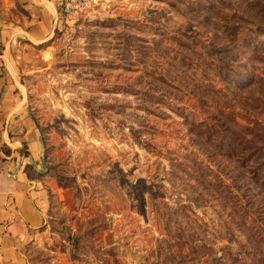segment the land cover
I'll return each instance as SVG.
<instances>
[{
  "label": "rangeland",
  "instance_id": "rangeland-1",
  "mask_svg": "<svg viewBox=\"0 0 264 264\" xmlns=\"http://www.w3.org/2000/svg\"><path fill=\"white\" fill-rule=\"evenodd\" d=\"M22 81L57 189L31 264H264V0H95Z\"/></svg>",
  "mask_w": 264,
  "mask_h": 264
},
{
  "label": "crops",
  "instance_id": "crops-1",
  "mask_svg": "<svg viewBox=\"0 0 264 264\" xmlns=\"http://www.w3.org/2000/svg\"><path fill=\"white\" fill-rule=\"evenodd\" d=\"M0 26V264H31V250L50 244L54 196L41 131L28 112L22 71L57 28V0H3Z\"/></svg>",
  "mask_w": 264,
  "mask_h": 264
},
{
  "label": "built area",
  "instance_id": "built-area-1",
  "mask_svg": "<svg viewBox=\"0 0 264 264\" xmlns=\"http://www.w3.org/2000/svg\"><path fill=\"white\" fill-rule=\"evenodd\" d=\"M95 0H57L59 17L57 27L72 22L76 17L89 12ZM5 65V41L3 28L0 26V69Z\"/></svg>",
  "mask_w": 264,
  "mask_h": 264
},
{
  "label": "trees",
  "instance_id": "trees-1",
  "mask_svg": "<svg viewBox=\"0 0 264 264\" xmlns=\"http://www.w3.org/2000/svg\"><path fill=\"white\" fill-rule=\"evenodd\" d=\"M216 165H217V164H216ZM221 174H222V176H224V177L227 176V178H226V177H225V178L231 180L232 182H234V180H235L234 178L238 179V178L235 177L234 175H233V177H231V176H228V175H226V174H224V173H221ZM224 177H223V178H224Z\"/></svg>",
  "mask_w": 264,
  "mask_h": 264
}]
</instances>
